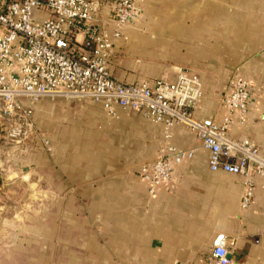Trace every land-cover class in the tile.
<instances>
[{
  "label": "crops",
  "instance_id": "1",
  "mask_svg": "<svg viewBox=\"0 0 264 264\" xmlns=\"http://www.w3.org/2000/svg\"><path fill=\"white\" fill-rule=\"evenodd\" d=\"M123 33L113 75L198 76L199 119L220 122L231 81L248 80L247 121L226 135L264 155V0H144ZM46 104L55 111L33 106V120L51 153L37 134L14 143L0 132V264H205L220 235L230 264H264V176H252L242 208V178L211 170L200 140L178 125L171 143L193 156L150 193L139 170L157 157L161 123L135 110L111 117L88 99Z\"/></svg>",
  "mask_w": 264,
  "mask_h": 264
},
{
  "label": "built area",
  "instance_id": "2",
  "mask_svg": "<svg viewBox=\"0 0 264 264\" xmlns=\"http://www.w3.org/2000/svg\"><path fill=\"white\" fill-rule=\"evenodd\" d=\"M144 0H0V132L14 143L32 134L51 153L50 140L39 133L33 106L40 100L88 99L105 112L135 110L162 124L157 157L140 167L153 193L171 181L175 165L191 159L193 149L171 143L172 128L183 126L208 153L209 168L242 178V208L254 196V174L264 176V155L249 140H232L230 126L247 121L250 82L233 79L222 99L226 114L220 122L194 112L203 98L198 76L180 71L137 83L117 79L110 67L114 44L127 40L123 28L141 11ZM229 241L220 235L205 264H230Z\"/></svg>",
  "mask_w": 264,
  "mask_h": 264
},
{
  "label": "rangeland",
  "instance_id": "3",
  "mask_svg": "<svg viewBox=\"0 0 264 264\" xmlns=\"http://www.w3.org/2000/svg\"><path fill=\"white\" fill-rule=\"evenodd\" d=\"M55 100H57V99H55ZM55 100L43 99V100L38 101L37 103L34 104V107H35L34 110H35V112H37V114H42L43 111L44 112L45 111L46 112H49V114H50V112H54L55 111V108H52V107L48 106L47 104L46 105H43V103L44 102L51 103V102H53ZM33 114H34V112H33ZM42 132H44V131H42ZM39 133H41V132H39Z\"/></svg>",
  "mask_w": 264,
  "mask_h": 264
}]
</instances>
